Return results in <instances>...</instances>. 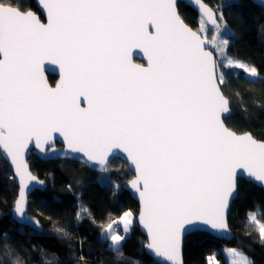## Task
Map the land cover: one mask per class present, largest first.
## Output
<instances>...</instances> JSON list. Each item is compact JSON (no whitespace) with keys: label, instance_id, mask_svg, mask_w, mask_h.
<instances>
[{"label":"snow or ice","instance_id":"1","mask_svg":"<svg viewBox=\"0 0 264 264\" xmlns=\"http://www.w3.org/2000/svg\"><path fill=\"white\" fill-rule=\"evenodd\" d=\"M195 3L198 30L181 18L177 0H39L46 20L25 0H0V149L19 177L13 215L22 225L42 231L26 210L29 183L43 181L29 172L25 150L34 141L46 152L58 133L67 146L61 157L83 166L103 171L117 150L126 156L145 247L156 256L181 264V237L188 230L230 233L238 177L264 186V140L227 126L230 85L222 69H242L256 78L244 81L250 86L264 78L229 55L236 34L222 7ZM208 24L216 33L211 40ZM133 49L143 52L146 67L133 63ZM45 63L59 68L55 87L45 79ZM87 211L76 213L77 225ZM249 219L264 245V223L253 214ZM91 223L100 232L98 245L121 257L136 223L133 212ZM120 225L122 234L114 227ZM56 232L71 235L62 224ZM0 240V264H19L22 246L9 245L7 232ZM227 252L232 264H254L241 252ZM80 261L88 264L83 255Z\"/></svg>","mask_w":264,"mask_h":264},{"label":"trees","instance_id":"2","mask_svg":"<svg viewBox=\"0 0 264 264\" xmlns=\"http://www.w3.org/2000/svg\"><path fill=\"white\" fill-rule=\"evenodd\" d=\"M214 9L222 7L226 21L236 34L230 41L229 55L247 62L264 78V9L250 0H204ZM29 10L39 13L33 0H25ZM231 3V7H227ZM181 18L194 30L199 29L200 17L191 8L178 4ZM220 13H217L219 16ZM41 17V16H40ZM42 19V17H41ZM228 76L229 87L225 89L230 99V115L227 126L238 133L249 132L258 140H264V80L253 85L240 69H222ZM56 77L48 76L52 84ZM239 93V95H238ZM243 105V107H242ZM260 105L261 107H258ZM34 175L46 183L44 191H35L28 200L27 212L39 220L42 233L32 231L11 219L17 189L12 174L0 155V233H8V243L17 248L19 264H82L83 255L88 264H156L144 252L145 237L137 224L123 243L122 256L100 247L97 243L100 232L91 223L116 220L124 211L131 210L134 216L137 204L122 185L132 177L125 164L115 160L106 172L115 186L102 185L97 175L80 163L68 160L41 161L31 155L28 159ZM69 185L71 188H69ZM239 195L231 204L229 213V241L219 240L209 234L196 232L185 237L183 243L184 264H207V257L215 255L219 264H226L221 250L237 249L250 257L254 264H264V245L259 242V232L249 219L250 214L264 223V194L252 183L238 179ZM81 209L84 219L77 225L75 216ZM46 217H52L50 221ZM64 225L70 238L56 232ZM23 227V232L20 229ZM115 227V226H114ZM3 241L0 240V250ZM43 249V254L41 252ZM15 258V257H13Z\"/></svg>","mask_w":264,"mask_h":264},{"label":"water","instance_id":"3","mask_svg":"<svg viewBox=\"0 0 264 264\" xmlns=\"http://www.w3.org/2000/svg\"><path fill=\"white\" fill-rule=\"evenodd\" d=\"M33 1L35 3L39 13H35L34 11L33 12L35 14H37L38 16H41L42 20H46V16H45V14H44V12L42 10V7L39 4V0H33ZM250 1L254 5L259 6L260 8L264 9V0H250ZM180 3L185 5V6H187V7H189V8H191V9H193L200 17L198 6L196 5L195 0H177V4H180ZM206 26H207L209 32H215V28H214L213 25L208 24ZM209 50H211L210 46H209ZM131 58H132L133 63L141 64V65H143L145 67L147 66V60L144 57L143 52H141L139 49H133L132 50ZM43 67H44L45 79L48 81V83H49V85L51 87H55V85L58 83V81L60 79L58 66L50 64V63H45ZM50 75L51 76H56V78H57V80H56V82L54 84H50V82L48 80V76H50ZM229 115H230V113L224 114V118L226 119ZM45 149H46V152H41L38 148H36L35 142L33 141V142H30L28 149L25 150L24 161L28 165V170H29V172H31L32 175H34V174L32 173V171L30 169V164L28 163V159H29V157L31 155H33L37 159H39L41 161H44V162L45 161H54V160H67V159H64V158L61 157V154L65 153L67 151V146L64 143L63 137H61L58 133H54L53 134L52 141H50L48 144L45 145ZM0 155L2 156L4 161L6 162L8 168H9L11 174H12L13 182H14V185H15V187L17 189V192H16V198H17V195H18V192H19V177H17L15 175V167L11 164L10 159L6 158V154H3L2 149H0ZM109 159H110V163H108L106 165V170H103V171L99 170L100 169V165H92L91 167H88V166H85V167L87 169H89L90 171H93L95 173H106L108 171V169L110 168V165L112 164L113 161L120 160V161H122L125 164V166L127 167L128 171L131 173V175H132L131 179L134 178V168H133V166L130 165V162L127 161V158H126V156L123 153H120L117 150L116 155L113 156V157H110ZM68 161H72V160H68ZM73 162H75V161H73ZM34 176H36V175H34ZM37 179L42 181L38 177H37ZM238 179H243L245 182L252 183L257 188L261 189L263 194H264V186H261L258 182L250 181V179L246 175H240L238 177ZM129 181H127L126 183H124L122 185V189L125 192H127L129 194L130 198L137 204L138 208H137V212H136V215H135L137 228H138L139 232L145 237L146 243H147L146 231L139 225V222H138V214H139V208H140L139 195H138V193H136L130 187ZM45 188H46V183L44 181H43L42 185H37L35 182H30L29 183V189L26 190L27 206H28L29 197L35 191H41L42 192V191L45 190ZM232 202H231V204H232ZM13 211H14V208L11 211V219L14 222H16L17 224L22 225L21 222L18 221L14 217ZM22 226H24V225H22ZM24 227H26V228H28V229L33 231V229L30 226H24ZM196 232L206 233V234H209V235H211L212 237H214L216 239L224 240V241H229L232 238V236H233L232 233L230 232L228 235L220 237V236H217V234L212 232L211 230H207V229H205L203 227L195 228V229L183 232L182 233V237H181V247H180V257H179L181 264H184V262H183V243H184V239H185L186 236H188V235H190L192 233H196ZM37 233H42V231H39ZM146 243H145V245H146ZM145 245L143 247L145 254L148 255L156 264H171V262L166 260L164 257L156 256L155 253L152 252L151 250L147 249L145 247Z\"/></svg>","mask_w":264,"mask_h":264},{"label":"rangeland","instance_id":"4","mask_svg":"<svg viewBox=\"0 0 264 264\" xmlns=\"http://www.w3.org/2000/svg\"><path fill=\"white\" fill-rule=\"evenodd\" d=\"M215 34H216L215 32H209V31H208V32H207V37H208V39L211 40L212 36L215 35ZM210 49H211L213 52H215V49H212L211 47H210ZM240 70H242V69H240ZM242 71H243V70H242ZM244 75H245V77H246L247 79H249V80H254V79H256V78L248 77L246 73H244ZM96 179H97V181H98L100 184H102V185H110V186H112V187L115 186V182H113V181L108 177V174H107V173L98 174ZM122 214H123V213H122ZM122 214H121V215H122ZM121 215H120V216H121ZM253 215H254V214H253ZM120 216H119V217H120ZM133 216H134V213H133ZM119 217H117L116 219H118ZM134 218H135V216H134ZM120 233L122 234V225H120ZM129 235H130V234H129ZM228 249H229V248H228ZM226 250H227L226 248H225V249L223 248V249L221 250V252H222V254H223V256H224L225 262H226V264H232V260L234 259V257L230 256ZM234 250L238 251L237 249H234ZM238 252H240V251H238ZM243 255H244V254H243ZM210 258H212L211 261H210ZM207 264H219L218 261L216 260L214 254L211 255V256H209V257H207Z\"/></svg>","mask_w":264,"mask_h":264},{"label":"flooded vegetation","instance_id":"5","mask_svg":"<svg viewBox=\"0 0 264 264\" xmlns=\"http://www.w3.org/2000/svg\"><path fill=\"white\" fill-rule=\"evenodd\" d=\"M51 76V75H50ZM53 77H56V76H53ZM49 80V79H48ZM56 80H57V78H55V81L52 83V84H54L55 82H56ZM51 84V83H50Z\"/></svg>","mask_w":264,"mask_h":264},{"label":"built area","instance_id":"6","mask_svg":"<svg viewBox=\"0 0 264 264\" xmlns=\"http://www.w3.org/2000/svg\"><path fill=\"white\" fill-rule=\"evenodd\" d=\"M115 227L119 228V231H120V226H115Z\"/></svg>","mask_w":264,"mask_h":264}]
</instances>
